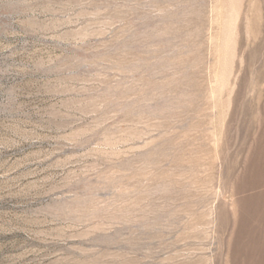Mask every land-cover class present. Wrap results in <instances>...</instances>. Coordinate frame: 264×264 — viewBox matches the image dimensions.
Returning a JSON list of instances; mask_svg holds the SVG:
<instances>
[{
	"label": "rangeland",
	"instance_id": "374dc122",
	"mask_svg": "<svg viewBox=\"0 0 264 264\" xmlns=\"http://www.w3.org/2000/svg\"><path fill=\"white\" fill-rule=\"evenodd\" d=\"M0 264H264V0H0Z\"/></svg>",
	"mask_w": 264,
	"mask_h": 264
}]
</instances>
